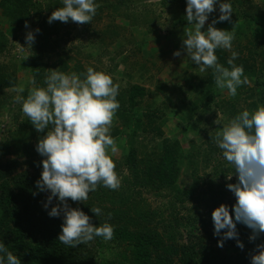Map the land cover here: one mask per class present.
<instances>
[{
  "label": "rangeland",
  "instance_id": "obj_1",
  "mask_svg": "<svg viewBox=\"0 0 264 264\" xmlns=\"http://www.w3.org/2000/svg\"><path fill=\"white\" fill-rule=\"evenodd\" d=\"M229 2L233 11L231 20L215 24V27L234 34L232 49L222 48L226 60H222L221 64L228 67L227 60L232 51L237 52L235 63L243 66L248 83L238 87L236 96H231L226 89H220L210 106L199 108L195 113H190L189 106L201 94L190 86L199 78H206L208 68L201 72V65L190 60L183 46L185 29L191 27L180 24L181 17H185L186 0H96L97 12L89 23L80 25L71 20L67 23H48L50 27H59V33L51 34L48 43L42 36L45 30L40 18L29 19L27 23L30 28L26 29L25 23L11 27L0 13V27L9 38L6 51L0 53V65L6 66L15 75L12 86L0 88V146L14 142L29 145L28 151L22 150L21 155L9 153L0 159L12 162V165L16 160V173L25 171L37 175L42 170L43 158L36 151L37 136L30 134V130L35 133L36 129L22 112L21 103L16 101L18 95L26 98L32 87L45 86L44 81H36L35 85L30 83L35 79L30 56L35 54L40 57L46 75L55 70L65 74L74 72L84 78L88 67L109 74L114 84L120 86L117 96L119 110H124L122 104H126V109L131 108V103L125 101L126 96L122 91L133 84L144 86L147 94L139 98L140 103L135 105L134 112L141 108L151 117L140 116L139 123L134 118H128L125 122L116 112L110 134L117 151L114 154L109 151V154L119 160L131 147L124 132L136 136L135 147L139 150H143V145L158 146L162 143V137L155 136L149 122L154 114V126L168 121L165 134L171 138L177 137L181 142L184 167L180 183L189 185L193 171L202 178L203 188L215 180L216 184L224 186V204L232 206L236 198L227 184L236 183L237 174L234 166L224 159L214 138L222 131V124L226 125L235 117L232 104L246 110L252 102H264V0ZM215 7L202 31L219 16V5ZM37 28L39 32L35 35V42L31 46L27 45L26 32ZM176 50L181 51V56L173 55ZM215 54L218 57L217 51ZM218 62H221L220 58ZM76 64L80 67L76 68ZM259 82L262 85L258 86ZM20 87L25 89L23 93L17 91ZM116 130L122 134L114 135ZM118 176L122 181L121 174ZM49 194L45 195V202ZM144 196L154 208L161 206L164 209L165 205H169V198L164 194L156 196L144 191ZM187 214L188 210H184L182 216ZM181 221L180 230L186 232V220ZM227 250L233 252L229 247ZM125 251L126 245L110 239L106 240L95 258L96 261L115 259L116 264H121ZM126 254L128 256L129 250Z\"/></svg>",
  "mask_w": 264,
  "mask_h": 264
},
{
  "label": "trees",
  "instance_id": "obj_2",
  "mask_svg": "<svg viewBox=\"0 0 264 264\" xmlns=\"http://www.w3.org/2000/svg\"><path fill=\"white\" fill-rule=\"evenodd\" d=\"M59 7H63L61 0H0V13L6 17L11 27L23 25L33 17L40 18L45 30L42 36L46 43L49 42L51 34L59 33L58 26H48V17ZM180 24L184 27L191 26L186 20V13L185 17H181ZM6 33L0 27V53L8 47L9 38ZM216 51L221 60L219 63H223L222 60H226L224 51L222 48ZM30 66L35 81H44L46 70L39 56H30ZM75 66L80 67L79 64ZM14 81V72L0 65V88L12 86ZM260 85L262 83L259 82L258 86ZM190 87L201 94L189 106L190 113L210 106L220 93L211 68H208L206 78H199ZM122 93L126 96L125 101L131 103V108L126 109V104H122L124 110H117L119 117L125 122L128 118H134L139 123V117L147 114L141 108L134 112V108L140 103L139 98L147 94V89L133 84ZM261 104L264 105V102H252L246 110L253 111ZM232 108L233 116L244 110L238 109L234 104ZM152 115L153 118L149 120L151 129L155 136L162 137V143L158 146L143 145V150H139L135 147L136 136L124 132L131 147L119 160L111 155L116 165L115 171L122 176L120 187L112 190L98 185L86 201L74 202L69 199V205L81 208L94 224L108 222L113 226L111 239L126 245V251L129 250L128 256L124 252V261L121 264H250L251 256L257 251L256 245L264 243V233L255 241H250L252 230L237 223L238 239L244 244L243 250L237 246L235 239L224 241L223 247L218 246L219 238L214 235L211 213L224 203V186L213 180L203 188L202 178L194 171L191 183L181 184L184 167L181 142L177 137L171 138L165 134V124L168 121L164 120L162 125L158 123L154 126L156 115ZM46 131L34 133L30 130V134H35L38 142ZM116 134L122 133L116 130L114 135ZM28 148L27 143H6L0 146V157L9 153L21 155V151H28ZM17 164L16 160L12 165V162H3L0 159V242L21 259V264H116L115 259L96 261V253L106 243L103 237H95L92 241L74 247L64 245L58 240L63 215L50 217L44 207L48 192L39 191L36 187L42 170L37 175L25 171L16 173ZM144 191L156 196L164 194L169 198V205H165L164 209L161 206L152 207L145 198ZM57 203L55 198L49 209ZM92 207H99L101 214L97 216L93 213ZM228 207L231 214L232 206ZM184 210H188L187 216H182ZM182 219L186 220V232L180 230ZM227 247L233 252H229Z\"/></svg>",
  "mask_w": 264,
  "mask_h": 264
},
{
  "label": "clouds",
  "instance_id": "obj_3",
  "mask_svg": "<svg viewBox=\"0 0 264 264\" xmlns=\"http://www.w3.org/2000/svg\"><path fill=\"white\" fill-rule=\"evenodd\" d=\"M61 3L63 7L52 12L48 23L71 20L86 24L92 21L98 7L96 0H61ZM217 4L219 16L202 31ZM232 12L229 0H186V20L191 27L185 29L183 46L190 60L201 65V72L207 68L213 70L217 88L236 96L238 87L248 83L243 66L235 63L238 53L232 51L228 67L219 63L215 54L218 48L232 49L234 34L215 27L217 23L230 21ZM25 28H30L27 22ZM38 32L39 28L26 32L27 45L35 42ZM181 54L179 50L173 53L177 57ZM83 75L81 79L74 72L65 74L54 70L45 76V86L32 87L26 98L16 97L36 131L47 130L36 144L37 153L43 157L36 187L50 193L44 203L48 215H63L58 240L69 247L87 243L95 237L110 240L114 229L108 222L92 223L88 214L79 207H71L68 200L84 202L98 185L115 190L121 184L109 154V151L112 154L117 151L110 128L120 107L117 100L120 86L114 84L109 74L93 67H88ZM30 83L35 85V79ZM17 91L23 93L25 89L20 87ZM222 125V131L214 140L237 174V182L227 184L236 200L231 214L224 203L212 211L214 235L219 238V247H223L224 241L235 239L243 250L237 223L252 230L250 241L264 233V105L253 111L243 110ZM53 198L58 203L49 209ZM91 211L97 216L101 214L99 207H92ZM256 248L250 264H264V243ZM0 264H21V259L3 242H0Z\"/></svg>",
  "mask_w": 264,
  "mask_h": 264
},
{
  "label": "crops",
  "instance_id": "obj_4",
  "mask_svg": "<svg viewBox=\"0 0 264 264\" xmlns=\"http://www.w3.org/2000/svg\"><path fill=\"white\" fill-rule=\"evenodd\" d=\"M204 27H205V26H204ZM204 27H203V29H205Z\"/></svg>",
  "mask_w": 264,
  "mask_h": 264
}]
</instances>
